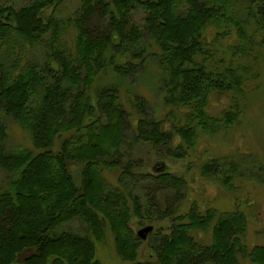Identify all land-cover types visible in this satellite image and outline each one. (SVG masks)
<instances>
[{
    "label": "trees",
    "instance_id": "16d2710c",
    "mask_svg": "<svg viewBox=\"0 0 264 264\" xmlns=\"http://www.w3.org/2000/svg\"><path fill=\"white\" fill-rule=\"evenodd\" d=\"M20 1L0 5V264H102L96 250L107 231L122 261L133 264L142 242L130 227L133 218L171 221L169 235H152L159 264H240L239 257L264 264V247L245 244L243 212L193 203L179 214L187 181L163 169L141 173L143 162L128 157L129 149L141 148L142 156L186 160L201 136L238 122L248 82L240 61L216 62L219 50L209 39L235 31L264 55V0H80L78 14L64 23L55 12L74 0ZM137 11L145 14L143 26ZM149 61L160 72L163 118L137 92L125 104L119 86L97 88L109 71L130 80ZM215 94L234 96L219 118L209 113ZM8 120L33 148L6 147ZM233 161L208 160L201 176L232 191L240 166ZM115 170L112 185L104 172ZM75 219L89 235L58 230ZM209 233L210 244L202 243Z\"/></svg>",
    "mask_w": 264,
    "mask_h": 264
},
{
    "label": "rangeland",
    "instance_id": "374dc122",
    "mask_svg": "<svg viewBox=\"0 0 264 264\" xmlns=\"http://www.w3.org/2000/svg\"><path fill=\"white\" fill-rule=\"evenodd\" d=\"M17 3V7L23 5V2L16 0H0L1 6H11ZM81 1L74 0L61 6L55 15L58 21L66 22V18L77 15L81 8ZM53 10L46 11L48 17L52 16ZM54 16V15H53ZM145 14L137 11L135 20L143 26ZM249 32V30L247 29ZM217 34L209 39L215 42L216 62L225 60L237 62L240 61V75L248 83L245 88V96L240 98L241 115L238 122L217 135L201 136L196 151L191 152L186 160H171L165 154H156L155 152L144 154L137 153L134 148L129 149L128 157L131 159L141 160L143 162L141 173L158 175V170H166L170 176H175L187 181L186 199L180 205L179 214H186L193 203H197L201 210L209 208L216 209L220 212H243L248 220L247 235L245 244L250 250L256 247H264V55L260 51L257 43L253 47L243 45L237 37L235 31L232 36L220 38L217 40ZM72 45L74 39L73 30L70 36L66 38ZM258 39V38H257ZM238 46L239 51H232ZM245 48H250L249 56L243 54ZM119 62V61H118ZM159 70L154 62L149 61L145 68L137 75L130 77V80H118L117 77L109 71L100 81L97 88L102 86H119L125 104L128 98L134 92L139 93L148 100L152 107L153 113L157 117L163 118L167 109L163 106L162 98L158 94ZM234 96L228 94H215L211 99L209 113L211 116L219 118L221 114L231 105ZM8 140L6 147L14 149L18 146L33 148L26 133L12 120L7 121ZM112 129V128H111ZM129 137H132L131 135ZM134 149V150H133ZM137 150V149H136ZM135 153V155L132 154ZM230 157L234 158V163H239L238 178L235 180L232 191L225 190L221 185L214 184L201 176V166L208 160ZM75 182L80 184V167L71 166ZM104 177L112 184L116 185L119 177V171L104 172ZM3 181V175L0 171V186ZM166 196H173V192L164 193ZM169 197H161V200H167ZM130 227L136 236L138 233L152 227L153 232L148 235L145 241L140 242L137 252L136 262L133 264H159L155 253V246L158 244L159 234L169 235L171 231V221L162 220L157 223L143 222L133 218ZM59 231H67L80 236L89 235V229L82 219H75L68 224L58 228ZM211 234L203 235L200 239L202 243L210 244ZM96 258L102 264H132L122 261L119 256L116 240L112 233L106 232L103 242L97 245ZM240 264H252L249 260L240 258Z\"/></svg>",
    "mask_w": 264,
    "mask_h": 264
},
{
    "label": "water",
    "instance_id": "95a60500",
    "mask_svg": "<svg viewBox=\"0 0 264 264\" xmlns=\"http://www.w3.org/2000/svg\"><path fill=\"white\" fill-rule=\"evenodd\" d=\"M153 232V228L152 227H147L143 230H141L139 233H138V236L141 240L145 241L148 237L149 234H151Z\"/></svg>",
    "mask_w": 264,
    "mask_h": 264
}]
</instances>
